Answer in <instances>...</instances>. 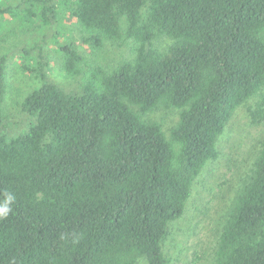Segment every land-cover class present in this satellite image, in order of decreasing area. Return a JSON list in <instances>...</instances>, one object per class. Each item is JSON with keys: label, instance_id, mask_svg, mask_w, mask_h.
Wrapping results in <instances>:
<instances>
[{"label": "trees", "instance_id": "1", "mask_svg": "<svg viewBox=\"0 0 264 264\" xmlns=\"http://www.w3.org/2000/svg\"><path fill=\"white\" fill-rule=\"evenodd\" d=\"M5 17L7 36L46 31L0 54V205L12 198L0 264H170L169 224L236 108L264 89V0H18L0 6ZM65 17L80 38L59 40ZM105 39L131 41L133 58L88 63L84 49ZM49 44L71 87L51 78ZM10 58L35 84L8 114ZM161 106L178 110L168 133L150 118ZM248 117L264 121V94ZM215 263L264 264V142Z\"/></svg>", "mask_w": 264, "mask_h": 264}, {"label": "rangeland", "instance_id": "2", "mask_svg": "<svg viewBox=\"0 0 264 264\" xmlns=\"http://www.w3.org/2000/svg\"><path fill=\"white\" fill-rule=\"evenodd\" d=\"M17 1L0 0V6L6 3L14 4ZM5 18L7 19L0 20V54L13 46L39 40L46 31V29L30 31V34H25L17 30L7 36L5 34L9 29V33L15 30V23L9 17ZM59 25L62 30L60 41L78 39L83 34L82 27L74 18L65 17ZM130 42L105 39L102 45L85 48L83 53L88 63L109 70L117 63L133 58L134 48ZM167 44H169L168 38L163 37L157 41L156 46L163 48ZM47 50L51 63V78L71 87L74 75L64 69L61 53L54 44H49ZM16 64V58H10L6 73L7 92L4 104L5 112L8 114L16 113L15 102L35 84L32 78L21 75ZM263 94L264 89L254 96V99L236 108L218 139L217 159L211 161L194 180L193 191L183 214L169 224L164 249L170 264H216L217 241L226 216L237 192L247 181L254 160L264 142V121L253 124L248 117V107ZM177 115L178 110L161 106L150 114V118L159 122L163 130L168 133L176 122ZM136 264H146V262L141 259Z\"/></svg>", "mask_w": 264, "mask_h": 264}, {"label": "clouds", "instance_id": "3", "mask_svg": "<svg viewBox=\"0 0 264 264\" xmlns=\"http://www.w3.org/2000/svg\"><path fill=\"white\" fill-rule=\"evenodd\" d=\"M11 200L12 198L9 197L8 200H6L2 205H0V218L7 217V215L11 211V208L9 207Z\"/></svg>", "mask_w": 264, "mask_h": 264}]
</instances>
